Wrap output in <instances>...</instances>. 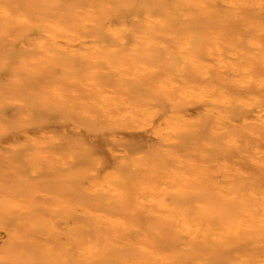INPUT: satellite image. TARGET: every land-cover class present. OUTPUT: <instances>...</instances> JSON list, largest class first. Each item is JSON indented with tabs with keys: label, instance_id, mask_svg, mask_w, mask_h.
I'll use <instances>...</instances> for the list:
<instances>
[{
	"label": "rangeland",
	"instance_id": "obj_1",
	"mask_svg": "<svg viewBox=\"0 0 264 264\" xmlns=\"http://www.w3.org/2000/svg\"><path fill=\"white\" fill-rule=\"evenodd\" d=\"M34 1H38L39 4L48 2L47 4L49 5V7L50 8L53 7V5H51L52 0L51 1L34 0ZM254 1L261 2L262 0H254ZM1 2H3L5 5ZM23 3H24L23 0H11V1L10 0H0V7L12 5L17 8V6L20 5L18 8L23 7L21 8V10H24L25 6ZM261 3L264 4V0ZM247 5L245 4V8L244 7H236V8L233 7L232 9L229 7L227 8V6L217 4L216 9H218L220 12L223 11V9H224V12L225 11L229 12L230 15L227 17L228 19L220 18L218 15L209 17L210 19H207L208 21L204 23L203 28H202L203 31L201 30L202 32L200 34V35H202V33L203 35L206 34L205 36H208V35L211 36L212 34L211 37L215 35H216L215 37H217L220 32L221 33L228 32L226 33V36L223 37V39H221L222 47H225L223 48L224 58L226 60L229 59L228 61L232 60L237 63L238 62L241 63L245 61V63L253 67V71H254L253 72L254 74L253 82L247 85H238V84L231 82L234 78L237 79L238 76H235L233 74L231 75L230 71H228L227 73V69L223 70L222 68H218L216 64H213L214 65L213 74L215 77L218 78L217 83L222 84V88L220 89L224 88L225 94L228 96V98H230L231 107L233 106L232 108H236V109L239 108L240 106L239 104L241 102L248 100L249 98L248 96L250 94L257 95V96H262V95L264 96V88L258 83L259 80L264 79V61H263L264 56H263V53H261V52H264V45H263L264 41H261V40H264V36L262 35V36L257 37L256 35L257 31L254 30V29L259 30L258 29L259 25L260 27H263L264 25V8L255 7L252 5V3H251V6L249 7ZM12 6L11 8L13 9L14 7ZM243 8H244V11H243ZM31 9L32 8H26L24 11H30ZM17 12L14 11L13 13L14 14L17 13L16 16H18L19 11ZM33 12L32 14L29 13L31 18H34V15L37 14V11L34 13ZM239 12L241 13L245 12L244 14H247L248 17L250 16V18H248L249 23L242 21L241 20L242 17L237 18L235 16V14H239ZM255 13L257 14L255 15ZM217 16H218V19H217ZM256 16H258L260 20H258ZM0 17H1L0 18L1 37L3 36L2 34L6 32V30H8L10 35L12 31H13L12 34L14 33L11 36H8L9 34L7 35L8 32L5 33L3 36L4 38L6 36L5 39H2L0 37V51H3L0 54L2 56V57L0 56L2 58V59L0 58V87L3 88V90H0V96H1L0 97V197H1L0 198V202H1L0 203L1 205L0 206V228L5 229V231L4 230L0 231V264H51V263L58 264L60 260L62 261L66 260L64 264H76L77 259H72L69 257L68 253H70V250L67 248L66 245H70V244H73L74 242H80V241L81 242L84 241L85 244L92 243L95 246H97V248L100 249V251L97 249L99 255L105 253V250L107 251L109 248H111L112 256H115V257L114 258L112 257L113 259L110 257L111 260L103 264H135L134 259L135 258L141 259L144 256V254L137 251L135 248L130 249V251H126V247L128 249V246H126L121 241L119 245L120 247L121 246L122 247L121 248L115 247L112 243L116 241L115 239H113L110 225L107 222L103 223V221H100L95 216H93L92 212H99V211L101 213L103 212L107 214L110 213L109 215L112 216V218H116L120 220L122 219L123 222L128 223L127 227H129V229L126 230V232L123 230L121 233L124 238L126 236V238H129V240L131 239L133 243L135 241L134 244L136 245L146 244L147 246V244L149 243L148 246L150 245V247L147 246V250L149 249V251H152L155 253L158 251L160 252L162 251L161 253L162 254L164 253L163 255L166 254V256L167 255L169 256V259L172 258L170 259V262L172 263L173 261L174 264H198L197 262L204 263V261L206 263L210 262V263H216V264H244V263L250 264L251 261L258 262L264 258L263 257L264 256L263 254L264 253V241H263L264 231L262 233V230L260 229L256 231L259 234L255 233V235H258V237H260L259 239L261 240L259 239L257 240L256 237H253V240H252L251 234H248V232L245 233L244 231L243 233H245L246 235L241 233L239 236L240 238L232 235L234 238L230 237L228 239V242H225L226 244L224 242L218 241L214 237L212 239V237L210 236H207L206 238H204L203 240L205 241H200L202 237H199L201 239L199 238L196 239L186 233L180 232L179 227L171 223L172 221L167 219V213L158 209V207L155 206L156 209L153 206L151 207L152 210L155 211L154 215H150L149 212H145V211H142V209L137 208V201L139 203L142 201V200H139V196H140L139 194L142 193L138 185L140 181L139 179L134 178V180H132L133 184L131 183L129 185L131 186V188L129 186L127 188L126 186L125 187L122 186L123 188L120 187L121 189L120 188L116 189L113 187V185H111L109 186L110 188L107 187L108 190L102 191V195L99 197V199H97L96 196L93 195L89 190H86L88 188L86 185H89L90 180L95 178L93 174H98L99 176L100 174L103 175L104 170L103 172H101L97 168L98 166H97V163L95 162L97 158L99 159V158L105 157L106 160L108 161L107 162L108 166L106 167V169L114 170L118 167L117 165L118 161L111 155L110 150L112 148H116L115 150L119 152L121 150V149L118 150L120 148V145L124 146L125 142L131 141V142L136 143L134 146L129 147V150L133 153L132 157L134 155L133 160L139 161V163L141 164L144 163L143 166H145L146 168L145 170H147L146 177H149L151 179L152 177L154 176L157 177L158 175V177L156 178L157 179L156 182L160 190H164L166 187H169L170 185L168 182H164V179H161L162 176L165 174V170H164L165 168L168 170H172L174 172L182 171V169H184L185 171H191L192 169L190 168V166L196 165V167L205 168L206 172L208 173L211 172L213 174L210 177L206 176L205 174L201 175V178L199 180L197 181L195 180L194 182L195 185L200 184L199 186H201L203 184L204 186L203 185L201 186V188L203 189H206V187L208 188L212 187L210 186V183H214V185H217L220 188H223V187L226 188V187H229V185H237L239 186L240 189H242V191L245 193L247 197L250 194L252 196L251 197L249 196V197L252 198L254 194L253 190L258 191L259 193H264V180H263L264 179V171H263L264 170V155L260 157L256 155L252 149H246L244 147V141L246 139H249L253 144L258 145L260 148L264 150V135L263 134L262 136L260 135L259 138L257 139L255 136L247 135V133L245 132L247 127H245L241 122L236 120L235 121L236 125H233L232 128L230 129L233 131L234 130L237 131V132L234 131L237 133L238 141H239L238 147L240 149L239 148L237 149L236 146L233 147L230 144V141L228 140L226 135L224 136L220 135L219 134L220 132L218 131L217 133L216 131L214 132L213 126L211 127V130L210 128L207 130L206 136L201 137L200 139L197 137H194L195 135H190V136L186 135L182 137L181 135L180 136L170 135V137L172 136L173 138V139L171 138L173 141L172 143L173 146L164 139L156 138V137L150 136L149 134L144 135L138 132H134L133 130H135L134 129L135 127L133 126V123L130 122L129 118H126L125 116L121 114H116L115 117L116 116L117 117L112 118V117H109L110 115L106 114L105 112L104 114L103 111H100L99 108L95 105L93 106L92 105L90 106V104L88 106L78 105L76 103L75 97L71 98L72 97L71 92H74V90L76 89L77 95L79 94V96L81 97H84V96L87 97L90 95L89 94L90 91L86 84L81 85L79 84L80 82L76 81V79L78 78L80 73H82L83 71L84 72H83L82 77L83 76L88 77L90 74H95L98 78L102 77V79L105 82V83L103 82L104 84L102 83L103 84L102 87H104L102 89H104L106 93H108V95L112 97L123 94L122 96H124L127 99L128 98L137 99L138 97L142 98L144 95H146L147 98L145 97L146 99L145 98H142V99H145L148 105L150 102L157 106L158 105L164 106L165 104H161L162 100L155 99L154 96H152V95H155V97L158 98L159 96L157 97V94L159 93L161 94L159 85L155 83L156 81L151 82L148 79H141V81L142 82L145 81L147 85L150 84L152 88L155 87L154 88V90L156 89L155 92L157 93L158 91L159 93L156 94L153 90H151L152 89L151 87L149 90H151L152 92L151 91L149 92V90L146 88V85H144L145 87L144 88L141 87L139 88V90L141 91V89H144V91L142 92H145V94L142 93L139 96L140 92H138V94L134 92V90H138L136 81L133 82L131 79L120 81L117 76L118 73L114 72L110 66L108 65L101 66L100 68L102 70L104 68L105 70V71L104 70L102 71V70H99V68L91 66L92 65L91 64L88 67L87 66L85 68L82 67V70H81L79 66V62H73L74 59L72 57L67 56V55L64 56L62 53H59V54L63 56L58 54L57 63L59 62V65L56 66L57 68L55 67L56 69L54 70L53 75H50L48 71H46L45 66L43 65L42 66L40 65L38 67L33 65L31 69L29 70L31 73L30 74L29 71L27 70L25 71L24 69L25 68V65L23 64L24 60L23 61L19 60L20 62H18L17 60L15 61L10 56H8L9 54L8 52L14 46L13 44L15 43V40H16V39L14 40L13 38L14 36L15 38H17V42H18L17 45L19 46V49L22 50V53L24 52L23 53L24 55H26L27 53L32 56L38 55L35 51V48H33L35 46L32 47V45L31 46L27 45L29 49L32 47V49L30 50L28 49V47H26L27 49L23 48L20 42L24 43L27 39L26 40L23 39L21 41L22 38L19 37V31L17 28V26H20V25L18 24H15V25L10 24L11 26L7 25L8 28L10 27L13 28V26L17 25L16 26L17 29L13 28L10 31L6 26L4 27L5 20L1 16V14H0ZM37 20H38L37 17H35L34 21L37 22ZM217 24L218 26H216ZM175 25L176 27L173 30H176L179 32H182L185 30V23L183 19L181 20L177 19V21H175ZM204 27L206 28L204 29ZM3 28H5V31L3 30ZM1 29L3 30V32L1 31ZM43 30H44L43 32L49 31L47 27L46 29L44 28ZM229 30L231 32H229ZM169 32H170V35L171 33H173L170 30ZM17 34H18V37H17ZM30 35L33 36V38L35 39L38 38V40L39 38H43L44 36V34H42L41 32L33 33ZM246 37L248 38L251 37L254 39L257 38L258 41L262 42L263 47L262 48L253 47V46L247 45L246 43H241V46H239V48L240 50H243V51L245 50L246 53L244 54L235 53V55L232 53L231 55H233L234 57L230 56V53L234 52L233 50L234 44L235 43L237 44V42H239L238 40H243V38H246ZM223 41H225V43ZM231 41H234L235 43ZM6 46L7 47L9 46V47L7 48ZM120 48L122 47H119L118 49ZM126 51L131 52L127 48H126ZM229 51L231 52L229 53ZM161 53H157L160 59L161 58L164 59V60L161 59V62L165 61V59L168 61V57L167 56L165 57L166 53L164 52H161ZM20 58L21 57H19L18 59ZM19 63H20V66L18 65ZM75 63H77V65ZM81 63L82 65L84 64L83 62ZM7 65H9V68L6 67ZM2 66L3 68H1ZM10 68H13V69L11 70ZM87 70H90V71L86 73ZM96 70L98 72L97 74L95 73ZM109 72L110 73L112 72V73L110 74ZM32 74H35V75H32ZM172 74L173 76L176 75L174 76L175 79L177 78L179 79V76L177 77V74H175V72H172ZM61 75L67 76V79H68L67 82L69 83L66 86V89H65L66 92H63L64 93L63 96L65 97H63L62 99L63 100L65 99L67 101V102L63 101L64 103H62V99H60L57 95H55L52 92V89L56 88L55 82H57V86H58L59 84L58 77H60ZM219 75L221 76V79H219L220 78ZM233 76L234 78H232ZM104 77L106 78V80H109V81H106ZM225 77H227L226 79H228V81H230L231 79L230 84H228V81L224 79ZM115 78L117 81L115 80ZM127 81H130V82L128 83ZM107 82L110 84H108ZM75 84L78 86H76ZM121 85H124L127 88H130L131 86L130 88L131 91L127 90V94H125L124 91L122 90L121 91L122 93H121L120 91L117 90L119 89V86ZM68 86L70 87L67 88ZM73 86L74 88H72ZM219 86L221 87V85ZM255 87H256V90H255ZM82 88L83 90L81 91ZM129 92L132 94H130ZM150 93H154V94L151 95ZM134 94L136 95L135 97H133ZM2 97H4V99ZM161 97H162V94H161ZM239 98H243V99H239ZM215 99L219 101L220 98L216 96ZM53 101H56L57 103ZM58 103L60 104V106H58L59 105ZM67 103H70V104H67ZM64 104H66L67 107ZM170 106L171 105L169 103L167 104L166 102V108H169ZM69 107H72L73 110L72 108H69ZM68 108L69 110H67ZM221 108L224 109V107L222 106ZM36 109H40L45 112L42 115H38L36 113ZM200 109H197L199 110L198 112L194 110L193 112L189 114L191 115L190 118L192 117L191 120H193L194 123L196 124L195 127H197V125L203 118L208 119L207 116L204 115L202 111L203 109L201 110ZM63 111L66 113L64 114ZM89 113H90V116H89ZM197 113L203 114V115L198 116ZM99 114H101V116H99ZM17 123L23 124L25 126V129L23 130V129L14 128V126ZM102 124L105 129L100 131L99 128L100 126H102ZM125 124L127 125L125 126ZM195 127L190 128L189 130L194 131L196 130ZM211 132L213 135L215 134L214 136L215 138L217 136L219 138L217 137V139H215L213 135L211 134ZM210 135L212 137H210ZM176 136H178L177 138L179 140L176 138ZM220 138H221V141L223 142L220 141ZM195 139L196 140L199 139V140L196 141ZM211 139H213V141L214 140L218 141L217 147H213L211 145V142H213ZM225 143L227 144V146ZM174 148H177V152L181 153L182 155L181 162H183V166L180 164L179 161L177 160L174 161V159H171L166 156V152L169 150H176ZM232 148L233 149L235 148V149L233 150ZM245 150H248L249 152ZM205 151L207 152L205 153ZM243 151L246 154H243L244 153ZM216 152L217 154L215 155ZM205 154H208V155H205ZM111 156L113 157V159ZM79 157L81 159L87 158L84 161L85 163L86 162L88 163L86 164L83 163L84 165L78 164ZM251 158L253 159L251 160ZM170 159L173 160L174 162L173 161L171 162ZM260 160L263 163L262 162L258 163ZM209 161L211 164L209 163ZM147 162L149 165H151V167H148V166L146 167L145 163ZM152 162L155 164V166ZM222 162H224V164ZM190 163H192L193 165H191ZM225 165L226 167H228L227 168L228 172L224 171V172L219 173L218 169L224 168ZM93 166L96 168H94ZM172 166L173 168H170ZM213 168L215 169L213 170ZM234 168L236 169L233 170ZM151 170L152 172H155V173H151ZM127 171L125 170V172L121 173L123 178L127 176V173H128ZM260 171H261L262 176L259 173ZM159 172H161L162 174ZM156 173H159V174H156ZM238 178L239 179L241 178V179L238 180ZM222 180L224 181L222 182ZM163 182L168 183V184H164ZM259 184H261L262 186L261 185L258 186ZM255 188H257L258 190ZM165 193L166 192L164 190V194ZM210 197L214 198V201L217 200L215 198L216 197L215 193L211 194ZM9 199H13L14 201H16L18 204V207L16 206L12 207L9 203ZM148 200H151V197H149ZM62 203L70 204V206L67 208L62 207ZM161 212H162V216L159 215ZM92 217H95V218H92ZM50 222L54 223L53 226L49 225ZM136 227L138 230L136 229ZM260 235L261 236L263 235V236L261 237ZM11 238L13 241L10 240ZM146 238L148 239V241L146 240ZM151 238H154V240L152 239L153 240L152 241ZM67 240H69L70 242ZM253 241H256V242H253ZM257 242L259 244H257ZM256 244L258 246L259 251L256 247ZM19 245H20V248H19ZM204 247L206 248V250H208L207 252H205L206 250L203 249ZM119 250L120 252H118ZM209 250L211 251L209 252ZM49 253L51 254L49 255ZM122 253H124L126 256H123L124 254L122 255ZM128 253L130 254V256ZM53 255L55 257V260H57L58 262L56 261V263H54L55 261H53L54 260ZM127 255L129 256V258L127 257ZM253 255L255 256L254 258H252ZM60 256L62 257V259ZM131 256L132 258H130ZM134 256L136 257L133 258ZM258 256H260L261 259ZM49 258L51 260H49ZM79 259L81 260V264L82 263L92 264L91 261L93 260L91 258H86L82 256H80ZM145 260H147L146 262L148 264H153V263L160 264L156 262L153 257H149ZM229 261L230 263H228ZM101 262L102 261H100V263L95 262L94 264H101ZM252 262L251 264H253ZM141 263L142 262L140 263L137 262L136 264H141Z\"/></svg>",
	"mask_w": 264,
	"mask_h": 264
},
{
	"label": "bare ground",
	"instance_id": "obj_2",
	"mask_svg": "<svg viewBox=\"0 0 264 264\" xmlns=\"http://www.w3.org/2000/svg\"><path fill=\"white\" fill-rule=\"evenodd\" d=\"M49 1H51V0H49ZM23 2H24L23 3L24 6H25L24 10L26 8H32V9L30 11H24V10H21V8H23V7L18 8L20 5L17 6V8L15 6H12V5H7L4 7L3 6L0 7V14L5 20L4 27L5 26L7 27V25H10V24L20 25V26L16 25L18 28V31H19V37L22 38L21 41L23 39H25V40L27 39L24 43L20 42V44H21V46H23V48L28 47L27 45H29V46L32 45V47L35 46L33 48H35V51L38 55L32 56V55H29L28 53L26 55H24L23 54L24 52L22 53V50H20L19 46L17 45V43H18L17 38H15V36L14 37L12 36L14 38V40L15 39L16 40H15V43L13 44L14 46L11 49L9 48L10 50L8 52L9 53L8 56H10L15 61L17 60L18 62H20L19 60H21V61L24 60L23 64L25 65V68H24L25 71L26 70L29 71L33 65H35L36 67L43 65V66H45L46 71H48V73L50 75H53L54 70L57 68L56 66L59 65V62L57 63L58 54L62 53L64 56L67 55V56L72 57L74 59L73 62H79V66H80L81 70H82V67L85 68L86 66L88 67L91 64H92L91 66L99 68V70H102L100 68L101 66H106V65L110 66L114 72L118 73L117 76H118V79L120 81H122V80L125 81L127 79L128 80L131 79L133 82L136 81L138 90H134V92H136L137 94H138V92H140L139 96L142 93L145 94V92H142V91H144V89H141V91H140L139 88H141V87L144 88L145 87L144 85H146V88L148 90L150 89V87L152 88V86H150V84L147 85L146 82L145 81H144L145 83L142 82L141 79H148L151 82L156 81L155 83H157L159 85L160 92H161L163 98L161 97V94L158 91H157V93H159V94H157L155 92L156 91V89L154 90L155 87H153L151 90H153L157 94V97L158 96L159 97L156 98L155 95H152L154 93H150V94L152 96H154L155 99L162 100L161 104H165L164 106H162V105L157 106V105L149 102V105H148V103H146V101H145V99L147 98L146 95H144L142 97V98L146 97L145 99H142L138 96H137L138 97L137 99L136 98L135 99H129V98L127 99L124 96H122L123 94L112 97V96L108 95V93H106V91L104 89H102V88H104L102 86L105 83L104 80L102 79V77L98 78L95 74H90V73H89L90 74L89 76L87 75L88 77H85V76L82 77L83 72H84L83 71L82 73H80V75L78 76L76 81L80 82L79 84H81V85L86 84L87 87L89 88V91H90L89 94L90 95L87 97L86 96L81 97V96H79V94L77 95L76 89L74 90V92H71V94H72L71 98L75 97L76 103L78 105H86V106H88L89 104H90V106L95 105L99 108L100 111H103V113L105 112L106 114L110 115L109 117H112V118L115 117L116 114H121V115L125 116L126 118H129L130 122L133 123V126L135 127L134 128L135 130H133L134 132H138V133H141L144 135L149 134L150 136L160 138V139H164L171 145L173 143V141H172L173 138H172V136L170 137V135H173V136L174 135H178V136L181 135V137L186 136V135H189V136L195 135L194 137H197L200 139L201 137L206 136L207 130L209 128L211 130V127L213 126L214 132L216 131V133H217V131H218V132H220L219 133L220 135H223V136L226 135V137L230 141V144L233 147L236 146L238 149L239 148L238 147L239 141H238V136L236 133L237 131L234 130V131H236V132H234L233 130L230 129V128H232L233 125H236L235 124L236 120H238L245 127H247V129L245 131L247 133V135L255 136L256 139L259 138L260 135L261 136H262V134L264 135V96L263 95L257 96V95L250 94L248 96L249 97L248 100L243 101L239 104L240 106H239V108H237L238 110L236 108H232L233 106L231 107V105H230L231 104L230 98H228V96L225 94L224 88L220 89V88H222V84L217 83L218 78L215 77L213 74L214 73V70H213L214 65L213 64H216V66H218V68H222L223 70L227 69V73H228V71H230L231 75L233 74L235 76H238L237 79H235L233 76L232 78H234V79L232 81L230 79V81L232 83H235L238 85H247V84H249V83L251 84L253 82V78H254L253 77L254 76L253 67L251 65H248L247 63H245V61H243V60H242L243 62L237 63V62L232 61V60H231L232 62L228 61L229 59L226 60L224 58L223 48H225V47H222L221 39H223V37H225L226 33H228V32H223V33L220 32L217 37H215L216 35L211 37L212 34H211V36L210 35L205 36L206 34L203 35V33H202V35H200L201 32L203 31V29H202L203 25H204V23H206L208 21L207 19H210L209 17L218 15L220 18L228 19L227 17L230 15L229 12H226V11L224 12V9H223V11L220 12L218 9H216L217 4L227 6V8L229 7V8L233 9V7H235V8L236 7H244L245 8V4L246 5L248 4L247 6L249 7V6H251V3H252V5L255 7L264 8V4L261 3V2H263V0L261 2L254 1V0H249V1H247V0H52V3L51 2L50 3H51V5H53V7H51V8L47 4L48 2H44L41 4H39L38 1H34V0H23ZM1 3H3V2H1ZM46 4H47V6H46ZM11 6L14 8L12 9ZM244 8H243V11H244ZM13 10L15 12L19 11L18 16H16V14L18 12L14 14ZM33 10H34V12L37 11L36 15H38V16L34 15V18H31L29 13L32 14ZM60 10H61V12H60ZM232 11H234V10H232ZM244 13L239 12V14H235V16L237 18L242 17L241 18L242 21L248 22V18H250V16L248 17V15L244 14ZM256 14L257 13H255V15ZM218 16H217V19H218ZM35 17H37V19H38L37 22L34 21ZM256 17L258 18V16H256ZM177 19H179V20L183 19L184 20L185 30L182 32L173 30L176 27L175 21H177ZM258 20H260V19L258 18ZM255 21H256V19H255ZM0 22H1V20H0ZM235 24H237V23H235ZM2 25H3V23H2ZM226 25H227V23H226ZM16 26H13V28L17 29ZM216 26H218V24ZM0 27H1V25H0ZM43 27L45 29L47 27V29L49 31L43 32L44 31ZM263 27H264V25H263ZM263 27H260V25H259V28H258L259 30L254 29L255 31H257V34H256L257 37L262 36V35L264 36V28ZM13 28L10 27L8 29L11 31ZM205 28L206 27H204V29ZM229 28H230V26H229ZM240 28H241V26H240ZM3 30L5 31V28H3ZM3 30L1 29L2 32H3ZM169 30L171 32H173V33H171L172 36L170 35ZM222 30H223V28H222ZM7 32H8V30H6L5 33H7ZM12 32H11V35L14 34V33L12 34ZM38 32H41L42 34H44L43 38H39V40H38V38L35 39V38H33V36L30 35V34L38 33ZM229 32H231V31L229 30ZM243 32H244V30H243ZM4 34H2V35L4 36ZM8 34H9V32L7 33V35ZM11 35L9 34L8 36H11ZM248 35H249V33H248ZM252 35H254V34H252ZM3 36L1 37V32H0V37L2 39H5L6 36H5V38ZM17 37H18V34H17ZM34 37H36V36H34ZM235 37H236V35H235ZM240 38H242V37H240ZM254 38H255V36H254ZM254 38H251V37L243 38V40H238L239 42H237V44L234 41H231V42H234L235 44L233 46L234 52L229 51V53L231 52L230 56H233V55H231L232 53L234 55H235V53H237V54L238 53H241V54L246 53L245 50L244 51L240 50L239 46H241V43H246L247 45H250L253 47H261L262 48L264 44L262 45L261 41H264V40L258 41L257 38L256 39H254ZM223 42L225 43V41H223ZM17 46H18V48H17ZM32 47L30 49H32ZM119 47H122V48L118 49ZM126 48L129 49L131 52H127ZM28 49H29V47H28ZM247 51H248V49H247ZM1 52H3V51H0V54H1ZM161 52L166 53L165 57L166 56L168 57V61L165 59V61H162L163 63L161 62L162 58L160 59V57H158V54H157V53H161ZM261 53H263V56H264V52H261ZM252 54H253V52H252ZM59 55H61V54H59ZM63 55H61V56H63ZM19 57H21V58L18 59ZM162 60H164V59H162ZM263 61H264V59H263ZM81 62H83L85 65L84 64L82 65ZM75 64L77 65V63H75ZM18 65L20 66V63ZM6 67L9 68V65H7ZM1 68H3V66ZM10 69L12 70L13 68H10ZM22 69H23V67H22ZM103 70H104V68H103ZM89 71L90 70H87L86 73H88ZM106 71H107V69H106ZM172 72H175V74H177V77L179 76V79L178 78L175 79L174 76H176V75L173 76ZM29 73H30V71H29ZM95 73L96 74L98 73L97 70L95 71ZM222 73H223V71H222ZM26 75H28V74H26ZM32 75H35V74H32ZM219 77H220L219 79H221L220 75H219ZM226 78L227 77H225L224 79H226ZM229 78H231V77H229ZM104 79L106 80L105 77H104ZM115 80H116V78H115ZM226 80L228 81V79H226ZM67 81H68L67 76L61 75L60 77H58V83H59L58 86H57V82H55L56 88L52 89V92L55 95H57L60 99L65 97V96H63L64 95L63 92H66L65 91L66 86L69 84ZM106 81H109V80H106ZM150 81H148V82H150ZM230 81H228V84H230ZM127 82L129 83L130 81H127ZM258 83L264 88V79L259 80ZM108 84H110V83H108ZM219 85H221V87ZM74 86L72 88H74ZM76 86H78V85H76ZM69 87L70 86H68L67 88H69ZM80 87H82V86H80ZM116 88H118V87H116ZM130 88H131V86H130ZM130 88H127L124 85H121V86H119V89H117V90L120 92L123 90L124 93L127 94V90L131 91ZM0 90H3V88L0 87ZM82 90H83V88L81 89V91ZM151 90H149V92ZM255 90H256V87H255ZM67 92H69V91H67ZM111 93H112V91H111ZM243 93H242V95H243ZM130 94H132V93H130ZM135 94H134V96L133 95L132 96L135 97L137 95V94L136 95ZM69 95H70V93H69ZM216 96L220 98L219 101L215 99ZM66 97H67V95H66ZM2 98L4 99V97H2ZM239 99H243V98H239ZM63 101H66V100L62 99V103H64ZM163 101H165V102H163ZM53 102H56V101H53ZM166 102H167V104L169 103L172 107L170 106L169 108H166ZM70 103H71V101H70ZM70 103H67V104H70ZM64 105L66 106V104H64ZM58 106H60V104ZM221 106L224 107V109L221 108ZM69 108H72V107H69ZM69 108L67 110H69ZM200 108L203 109L202 111H203L204 115L207 116L208 119H206V118L204 119L201 116L203 119L199 122L197 127H195L196 124L194 123L193 120H191L192 117L190 118L191 115H189V114L191 112H193L194 110H196V112H198L199 110H197V109H200ZM72 110H73V108H72ZM64 111H65V109H64ZM64 111H63V113L65 114L66 112H64ZM78 111H80V110H78ZM44 112L45 111H43V110L36 109V113L38 115H42V114H44ZM100 113H102V112H100ZM197 115L199 116V115H203V114L197 113ZM89 116H90V113H89ZM99 116H101V114H99ZM122 122H124V121H122ZM50 123H51V121H50ZM126 125L127 124H125V126ZM108 126H109V124H108ZM194 127L196 130H194V131L189 130L190 128H194ZM14 128L24 130L25 126L21 123H17L14 126ZM99 129H100V131L105 129L103 124H102V126H100ZM209 133H210V131H209ZM211 134H212V132H211ZM178 136H176V138ZM214 136H215V134L213 135V137ZM210 137H212V136L210 135ZM217 137L216 138L214 137V138L217 139ZM183 138H185V137H183ZM199 139H197V140L195 139V140L198 141ZM213 139H211V140L213 141ZM222 139H224V138H222ZM261 140H263V139H261ZM220 141H221V138H220ZM217 142H218L217 140H214L213 142H211V145L213 147H217ZM221 142H223V141H221ZM224 142H226V141H224ZM135 144H136L135 142L128 141V142H125L124 146L120 145V148L118 150L121 149L122 151L120 150L118 152L115 150L116 148H112L110 150L111 155L118 161L117 162L118 164L116 163L118 165V167L116 169L113 168L114 170H107L106 169V167L108 166L107 165L108 161L106 160L105 157L104 158L102 157L99 159L97 158V160L95 161L97 163V166H98L97 168L101 172H103V170H104L103 175L100 174V176H99L98 174H93L95 178L90 180L89 185H86L88 187L86 190H89L93 195L96 196L97 199H99V197L102 195V191L108 190L107 187L113 185V187L116 189L120 188L122 186H124V187L126 186V188H127L131 183L133 184L132 180H134V178H136V179L140 180L138 185H139L140 191H142V193L139 194L140 195L139 200H142V201L140 203L137 201V208L142 209V211L149 212L150 215H154L155 211H153L151 207L153 206L155 209H156V207H158V209L167 213V219L172 221L171 223L178 226L180 229V232H182V233H186V234H188V235H190L196 239L199 237H202V239L199 238V239H201L200 241H205L203 239L206 238L207 236H210V237H212V239L214 237L218 241L224 242V243L228 242V239L230 237H233L232 235L239 237L240 234L243 233L244 231H245V233L248 232V234H251L252 240H253V237H256L257 240L260 238V237H258V235H255V233L256 234L258 233V232H256V231H258V229L262 230V233L264 231V193H259L258 191L253 190V193H254L253 197L250 198L252 195L249 194L250 197L249 196L247 197L245 195V193L242 191V189H240L239 186H237V185H229L228 184L229 187L220 188L217 185H214V183H210V186H212L213 188L209 186L210 188L206 187V189H203V188H201V186L203 184L201 186H199L200 184L195 185V183H194L195 180L196 181L199 180L201 178V175H203V174L210 177L213 173L209 172V173H211V174H209L208 172H206L205 168H199V167H196V165H193L192 163H190L191 165H193V166H190V168L192 169L191 171H185L184 169H182V171L174 172V171L168 170L166 168L164 169L165 174L162 176L161 179H164V182H168L170 184L169 187H166L164 189L166 192L164 194V190H160L158 187V184L156 182L157 181L156 178L158 177V175H157V177L154 176L151 179L149 177H146L147 176V174H146L147 170H145L146 168H145V166H143L144 163L141 164V163H139V161L133 160L134 155L132 157L133 153L129 150V147L134 146ZM226 146H227V144H226ZM244 147L246 149H252L254 151V153L260 157H262L264 155V150L262 148H260L258 145L253 144L249 139H246L244 141ZM174 149H176V150L167 151L166 156L171 158V159H174V161L175 160L179 161L180 164L183 166V162H181V156H182L181 153L177 152V148H174ZM245 151H248V150H245ZM206 152L207 151H205V153ZM248 152H247V154H248ZM236 153H237V151H236ZM216 154H217V152L215 153V155ZM243 154H246V153L244 152ZM205 155H208V154H205ZM113 157H112V159H113ZM85 159H87V158H85ZM85 159H81L79 157L78 164L84 165L83 163H85V161H84ZM252 159L253 158H251V160ZM256 160H258V159H256ZM172 161L173 160H171V162ZM45 162H47V161H45ZM164 162H166V161H164ZM188 162H189V160H188ZM260 162H262V161L260 160L258 163H260ZM86 163H88V162H86ZM169 163H170V161H169ZM209 163H210V161H209ZM222 163L224 164V162H222ZM218 164H220V163H218ZM145 165H146V167L147 166L151 167V165H149L148 162L145 163ZM154 166H155V164H154ZM94 168H96V167H94ZM128 168H129V170H128ZM170 168H173V166ZM227 168L228 167H226V165H225L224 168H219L218 172L219 173L224 172V171L228 172ZM214 169L215 168H213V170ZM216 169H217V167H216ZM235 169L236 168H234L233 170H235ZM125 170L126 171L128 170L127 171L128 173H127V176L125 174L126 177L123 178L121 173L125 172ZM261 171H262V169H261ZM261 171L259 172L260 174H261ZM104 173H106V174H104ZM151 173H155V172H152V170H151ZM159 173H161V172H159ZM159 173H156V174H159ZM261 176H262V174H261ZM192 177H193V179H192ZM87 178H88V176H87ZM240 179L238 178V180H240ZM223 181L224 180H222V182ZM225 181H227V180H225ZM168 183H164V184H168ZM260 185L261 184H259L258 186H260ZM129 187L131 188V186H129ZM259 188H261V187H259ZM255 189H257V188H255ZM248 190H249V188H248ZM213 193H215V195H216V197H215L217 199L216 201H214V198L210 197V195ZM149 197H151V200H148ZM15 202L16 201H14L13 199H9V203L12 207L13 206L18 207L17 202L16 203ZM107 203H108V201H107ZM3 204H5V203H3ZM69 206H70V204L62 203V207L67 208ZM7 207H9V206H7ZM29 212H31V211H29ZM92 213H93V216H95L98 220L103 221V223L107 222L110 225V229H111V233L113 235V239H115V241H116V242L112 243L115 247H117V248L120 247L119 243L122 242L126 246H128V249L125 246L126 251H130V249L135 248L137 251L144 254V256L141 259H139V258L136 259L135 258L136 256L133 257V258H135L134 259L135 264L137 262L138 263L142 262L141 264H145V263L148 264L146 262L147 260H145V259H147L149 257H153L155 259V261L160 263V264H172L173 263V261H172V263L170 262V259H172V258L169 259L168 255L167 256H166V254L163 255L164 253L162 254L161 253L162 251L161 252L158 251L155 253V252L149 251V249L147 250V246L149 243L147 244V246H146V244L136 245V244H134L135 241L133 243L132 240L131 239L129 240V238H126V236L124 238L121 233L123 230L126 232V230H128L129 227H127L128 223L123 222L122 219L120 220V219L112 218V216L109 215L110 213H108V214L104 213V212L101 213L100 211L99 212H92ZM159 215L162 216V212ZM87 216H88V214H87ZM95 217H92V218H95ZM167 222H165V223H167ZM130 223H131V221H130ZM53 224H54L53 222L49 223L50 226H53ZM170 225H172V224H170ZM1 227H2V225H1ZM136 229H137V227H136ZM173 229H174V227H173ZM3 230L5 231L4 228H0V231H3ZM174 232H175V230H174ZM245 233H243V234H245ZM179 234H181V233H179ZM72 237H73V235H72ZM210 237H209V239H210ZM22 239H24V238H22ZM152 239L154 240V238H151V240ZM245 239H246V237H245ZM10 240H12V238ZM69 240H67V241H69ZM146 240L148 241L147 238H146ZM259 240H261V239H259ZM30 241H31V239H30ZM263 241H264V239H263ZM210 242H212V241H210ZM253 242H256V241H253ZM259 242H261V241H259ZM139 243H140V241H139ZM141 243H142V241H141ZM257 244H259V243L257 242ZM257 244H256V247L258 249ZM66 246L70 250V253H68L69 257L72 259H77L76 264H81V260L79 259L80 256L93 259L91 261L92 264H94L95 262L100 263V261H102L101 264H103L105 262L110 261L112 257L113 258L115 257V256H112L111 248H109L107 251L105 250V253L99 255L98 250L100 251V249H98L97 246H95L92 243H89V244L86 243L85 244L84 241L83 242H81V241L80 242H74L73 244L66 245ZM227 246H229V245H227ZM148 247H150V245ZM156 247H157V245H156ZM19 248H20V245H19ZM203 249L206 250L205 247ZM24 250H25V248H24ZM124 250H125V248H124ZM49 251H50V249H49ZM207 251L208 250H206L205 252H207ZM210 251L211 250H209V252ZM227 251H229V250H227ZM258 251H259V249H258ZM118 252H120V250ZM230 252H232V251H230ZM50 254L51 253H49V255ZM123 254L124 253H122V255ZM123 256H126V255L124 254ZM129 256H130V254H129ZM129 256L127 255L128 258H129ZM170 256H171V254H170ZM53 257H54V255H53ZM254 257L255 256L253 255L252 258H254ZM258 257L261 259L260 256H258ZM130 258H132V256ZM61 259H62V257H61ZM250 259H251V257H250ZM255 259H253V260H255ZM49 260H51V259L49 258ZM53 261H55L54 263H56L57 260H55V257H54ZM65 261L66 260H63V261L60 260V262L58 264H64ZM251 262H250V264H251ZM197 263L198 264H216V263H210V262L206 263L205 261H204V263H202V262H197ZM228 263H230V261ZM252 263L253 264H264V258L258 262H252ZM153 264H156V263H153Z\"/></svg>",
	"mask_w": 264,
	"mask_h": 264
}]
</instances>
